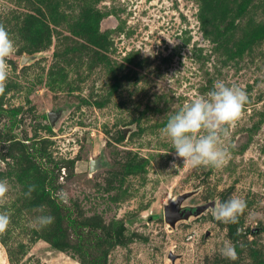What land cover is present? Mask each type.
Masks as SVG:
<instances>
[{
  "label": "rangeland",
  "instance_id": "obj_1",
  "mask_svg": "<svg viewBox=\"0 0 264 264\" xmlns=\"http://www.w3.org/2000/svg\"><path fill=\"white\" fill-rule=\"evenodd\" d=\"M0 24L16 47L0 94L16 110L0 115V264H264V0H0ZM217 80L248 101L228 164L192 169L161 130ZM188 191L181 206L214 205L172 227L164 205ZM233 196L247 202L238 222L216 221Z\"/></svg>",
  "mask_w": 264,
  "mask_h": 264
},
{
  "label": "clouds",
  "instance_id": "obj_2",
  "mask_svg": "<svg viewBox=\"0 0 264 264\" xmlns=\"http://www.w3.org/2000/svg\"><path fill=\"white\" fill-rule=\"evenodd\" d=\"M16 51L15 42L9 32L0 24V94H3L9 77L8 58ZM247 93L237 85H227L222 80L214 82L206 94L194 98L168 116L162 133L170 140L175 156L182 158L190 168L201 167L221 169L230 159V146L225 145L229 126H234L241 118ZM175 164H173V167ZM31 188L29 193L31 192ZM9 191L7 183L0 180V199ZM247 202L233 196L223 202H216L211 210L216 221L225 224L237 223L245 211ZM54 221L51 216L36 219L38 227H46ZM10 223V216L0 213V233H4ZM222 257L236 260L233 244L226 243L220 250Z\"/></svg>",
  "mask_w": 264,
  "mask_h": 264
},
{
  "label": "water",
  "instance_id": "obj_3",
  "mask_svg": "<svg viewBox=\"0 0 264 264\" xmlns=\"http://www.w3.org/2000/svg\"><path fill=\"white\" fill-rule=\"evenodd\" d=\"M33 57H22L21 64H24L27 60L32 59ZM61 113V110H55L48 113V118L50 119L51 124H54V118L58 117ZM127 128H123V133L126 135ZM96 160H91L90 162V171H93L95 167ZM193 194V191L184 192L182 194L177 195L174 199L164 205L163 215L165 221L172 227L175 226V223L179 219H187L191 215H198L204 210H206L209 206H213L214 202H209L203 205L198 206H181L182 202L190 195ZM171 258H174L172 254H170Z\"/></svg>",
  "mask_w": 264,
  "mask_h": 264
},
{
  "label": "trees",
  "instance_id": "obj_4",
  "mask_svg": "<svg viewBox=\"0 0 264 264\" xmlns=\"http://www.w3.org/2000/svg\"><path fill=\"white\" fill-rule=\"evenodd\" d=\"M0 115H5L9 118L10 122L13 123L15 122V117H16V110L15 109H9V110H4V109H0ZM119 137L122 138L123 137V131L120 130L119 132ZM56 166V164H55ZM140 168H138L136 165H133V164H125L123 166V171L128 173V172H131V171H137L139 170ZM53 171V170H52ZM49 173H51V176H52V172L49 171ZM46 174L48 175V172H46ZM49 182V181H48ZM51 182V181H50ZM49 182V187L51 186V183ZM47 185V186H48ZM52 187V186H51ZM49 189H47V193L49 194ZM55 207L57 209H59L60 212H62V220H65L68 224H70L71 226H78V225H75L74 223L76 222L74 218L71 217V212L62 204L60 203H57L55 205ZM106 238H108L109 240H114V241H119L121 242L122 238H123V234L121 231H111V230H106L104 231V234H103ZM78 238L81 240L82 237H81V231L79 234H77ZM68 237V235H67ZM54 243V241L52 242ZM55 247L57 248H64V245L63 243L61 242H56L55 244ZM96 260H90L87 262V264H96L95 262Z\"/></svg>",
  "mask_w": 264,
  "mask_h": 264
}]
</instances>
